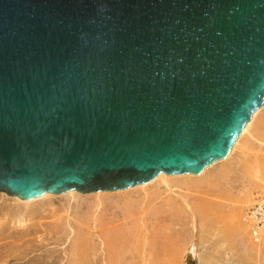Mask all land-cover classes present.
<instances>
[{"label": "water", "instance_id": "1", "mask_svg": "<svg viewBox=\"0 0 264 264\" xmlns=\"http://www.w3.org/2000/svg\"><path fill=\"white\" fill-rule=\"evenodd\" d=\"M263 105L264 0H0L9 197L198 176Z\"/></svg>", "mask_w": 264, "mask_h": 264}, {"label": "rangeland", "instance_id": "2", "mask_svg": "<svg viewBox=\"0 0 264 264\" xmlns=\"http://www.w3.org/2000/svg\"><path fill=\"white\" fill-rule=\"evenodd\" d=\"M246 126L198 177L31 203L0 193V264H264L250 220L264 212V106Z\"/></svg>", "mask_w": 264, "mask_h": 264}, {"label": "bare ground", "instance_id": "3", "mask_svg": "<svg viewBox=\"0 0 264 264\" xmlns=\"http://www.w3.org/2000/svg\"><path fill=\"white\" fill-rule=\"evenodd\" d=\"M264 106V105H263ZM262 106V107H263ZM261 107V108H262ZM260 108V109H261ZM260 109H258L257 111H259ZM256 111V112H257ZM256 112H254L253 113V115L256 113ZM253 115L251 116V119H252V117H253ZM251 119L249 120V122L251 121ZM248 122V123H249ZM247 123V124H248ZM246 124V125H247ZM245 125V126H246ZM247 131V126L246 127H244L243 128V131L241 132V135H242V133L244 134L245 132ZM241 135L239 136V138L241 137ZM238 138V139H239ZM237 139V140H238ZM237 140H236V142H237ZM236 142H235V144H236ZM235 144H234V146H235ZM233 146V147H234ZM232 147V148H233ZM232 150V149H231ZM230 153H231V151H230ZM230 155V154H229ZM229 157V156H228ZM227 157V158H228ZM226 158V159H227ZM225 159V160H226ZM225 160H223V161H225ZM223 161H220V162H223ZM220 162H217V163H220ZM217 163H215V164H217ZM215 164H213V165H215ZM212 165V166H213ZM212 166H210L209 168H211ZM209 168H207V169H209ZM207 169H205V170H207ZM204 170V171H205ZM203 171V172H204ZM203 172L200 174V175H202L203 174ZM200 175H198V176H200ZM184 176H191V175H173V176H167V175H165V174H163V173H160L158 176H156L154 179H152L151 181H149V182H147V183H145V184H141V185H137V186H135V187H131V188H136V187H138L139 189H145L146 187H148V186H152V185H155V183H158V181L160 182L161 180H165V181H167L168 180V178L167 177H175V178H184ZM198 176H191V177H198ZM131 188H128V189H131ZM125 190H127V189H125ZM120 191H124V190H120ZM115 192H119V191H115ZM66 193V194H65ZM65 193H63V194H60V195H63V196H70V197H77V196H79V197H88V196H86V195H94V197H101L102 195H104V193H114V192H97V193H91V194H79V193H77V192H75V191H68V192H65ZM1 194H3V193H1ZM5 195V194H4ZM82 195H84V196H82ZM7 196V195H6ZM52 196H59V195H52ZM51 196V194H44V195H42V196H40V197H42V198H46V197H52ZM7 197H9V196H7ZM40 197H38V198H36V199H38L39 200V198ZM10 198H16V197H10ZM16 199H18V200H20V201H29V202H27V203H31L30 201H35L36 199H31V200H22V199H19V198H16ZM41 199V198H40ZM19 201V202H20ZM23 203H25V202H23ZM135 214V213H134ZM141 214H143V212H140V215ZM137 214H135V215H133V216H136ZM257 215V212L256 213H253L252 214V217L250 218V220L252 221V226H251V228L254 230V227H255V225H254V220H255V216ZM262 219L264 220V214H262ZM140 220V223L142 224V223H144V221H145V218H142V217H140V218H138V221ZM264 231V229L262 228V229H258L257 230V232H259L260 234H262V232ZM253 232V231H252Z\"/></svg>", "mask_w": 264, "mask_h": 264}, {"label": "built area", "instance_id": "4", "mask_svg": "<svg viewBox=\"0 0 264 264\" xmlns=\"http://www.w3.org/2000/svg\"><path fill=\"white\" fill-rule=\"evenodd\" d=\"M259 208H261V206L259 205ZM257 211V215L255 216V220H254V230L251 229V232L253 234V238L256 239V238H259L260 237V233L257 232L258 229H264V220L262 219V214L260 215V212H259V209L255 210ZM255 211H252V214L255 212ZM261 211V210H260ZM264 214V212H262ZM252 216V215H251Z\"/></svg>", "mask_w": 264, "mask_h": 264}]
</instances>
